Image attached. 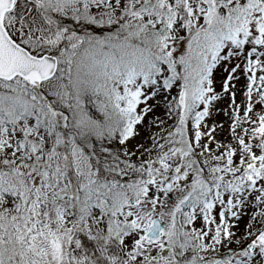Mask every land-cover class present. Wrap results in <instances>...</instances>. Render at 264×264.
Masks as SVG:
<instances>
[{"label": "snow or ice", "instance_id": "6c2138e0", "mask_svg": "<svg viewBox=\"0 0 264 264\" xmlns=\"http://www.w3.org/2000/svg\"><path fill=\"white\" fill-rule=\"evenodd\" d=\"M0 264H264V0H0Z\"/></svg>", "mask_w": 264, "mask_h": 264}]
</instances>
